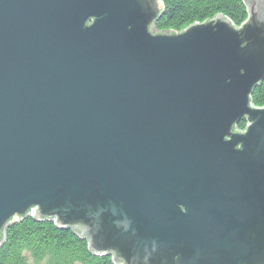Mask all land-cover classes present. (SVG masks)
Returning <instances> with one entry per match:
<instances>
[{"label":"water","instance_id":"1","mask_svg":"<svg viewBox=\"0 0 264 264\" xmlns=\"http://www.w3.org/2000/svg\"><path fill=\"white\" fill-rule=\"evenodd\" d=\"M242 2L238 27L157 32L161 0H0V246L29 217L112 264H264V0Z\"/></svg>","mask_w":264,"mask_h":264},{"label":"trees","instance_id":"2","mask_svg":"<svg viewBox=\"0 0 264 264\" xmlns=\"http://www.w3.org/2000/svg\"><path fill=\"white\" fill-rule=\"evenodd\" d=\"M163 9L154 24L157 32H180L195 22L217 15L240 26L246 19L242 0H161ZM255 107L264 106V83L251 94ZM242 127L243 125L240 124ZM239 126V127H240ZM0 264H112L110 257L94 256L87 242L51 221L25 218L10 224L0 246Z\"/></svg>","mask_w":264,"mask_h":264},{"label":"rangeland","instance_id":"3","mask_svg":"<svg viewBox=\"0 0 264 264\" xmlns=\"http://www.w3.org/2000/svg\"><path fill=\"white\" fill-rule=\"evenodd\" d=\"M243 1V0H242ZM162 12V11H161ZM161 15V14H160ZM160 17V16H159ZM154 30V29H153ZM155 31V30H154ZM264 83V82H263ZM262 84V83H261ZM259 86V85H258ZM256 88V87H255ZM252 94V93H251ZM250 102H251V95H250ZM251 105H252V107H254V108H259V107H255L253 104H252V102H251ZM240 124L241 125H243L242 127L240 126ZM240 126V127H239ZM245 123H243V122H240L238 125H237V128H238V130L239 131H243L244 130V128H245ZM13 224H15V223H13ZM59 229V228H58ZM4 242V241H3Z\"/></svg>","mask_w":264,"mask_h":264},{"label":"bare ground","instance_id":"4","mask_svg":"<svg viewBox=\"0 0 264 264\" xmlns=\"http://www.w3.org/2000/svg\"><path fill=\"white\" fill-rule=\"evenodd\" d=\"M212 19V18H211ZM208 20H210V19H208ZM229 20V19H228ZM204 22V21H203ZM195 23H198V24H201L202 22H195ZM192 25V24H191ZM189 27V26H188ZM238 27V26H237ZM187 28V27H186ZM185 28V29H186ZM185 29H183V30H185Z\"/></svg>","mask_w":264,"mask_h":264}]
</instances>
